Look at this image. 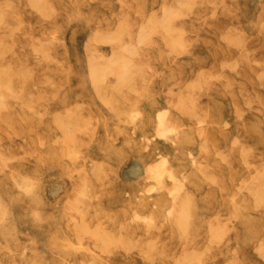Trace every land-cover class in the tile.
I'll use <instances>...</instances> for the list:
<instances>
[{"label":"rangeland","instance_id":"1","mask_svg":"<svg viewBox=\"0 0 264 264\" xmlns=\"http://www.w3.org/2000/svg\"><path fill=\"white\" fill-rule=\"evenodd\" d=\"M172 1L0 0V264H264V0Z\"/></svg>","mask_w":264,"mask_h":264},{"label":"bare ground","instance_id":"2","mask_svg":"<svg viewBox=\"0 0 264 264\" xmlns=\"http://www.w3.org/2000/svg\"><path fill=\"white\" fill-rule=\"evenodd\" d=\"M2 1H3V0H2ZM37 1H39V0H37ZM171 1H172V0H171ZM173 1H177V0H173ZM173 1H172V2H173ZM181 1H182V0H181ZM188 1H190V0H187V3H188ZM6 2H7V1H6ZM6 2H5V3H6ZM125 2H126V1H125ZM125 2H124V3H125ZM182 2H183V1H182ZM190 2H191V1H190ZM220 2H221V1H220ZM33 3H34V1H33ZM38 3H39V2H37L36 5H37ZM46 3H47V2H46ZM175 3H176V2H174V4H175ZM184 3H185V2H184ZM187 3H186V5H189V7H192V8H193V6H191L190 4H187ZM217 3H218V1H217ZM7 4H8V3H7ZM41 4H42V3H41ZM43 4H44V3H43ZM174 4H173V5H174ZM178 4H179V3H178ZM212 4H213V2H212ZM215 4H216V3H215ZM14 5H15V4H14ZM193 5H194V3H193ZM5 6H6V5H5ZM8 6H9V5H8ZM38 6H39V7L41 6L40 3H39ZM46 6H47V5H45V6H43V7H46ZM166 6H168V5H166ZM176 6H178L177 3L175 4V7H176ZM182 6H183V4H181V7H182ZM10 7H11V5H10ZM36 7H37V6H36ZM43 7L41 8V11H42V10H43V11H42V12L40 11L42 14H43V12H44V8H43ZM170 7H171V6H170ZM179 7H180V6H178V8H179ZM183 7H185V6H183ZM37 8H38V7H37ZM47 8H48V7H47ZM168 8H169V7H168ZM168 8H166V9H168ZM176 8H177V7H176ZM178 8H177V10H178ZM186 8H188V6H187ZM192 8H191V9H192ZM0 9H1V6H0ZM2 9H3V8H2ZM163 9H165V8H163ZM169 9H171V11L173 12V7L169 8ZM183 9H184V8H183ZM183 9H182V10H183ZM248 9H249V8H248ZM36 10L39 11L38 9H36ZM184 10H187V9H184ZM184 10H183V11H184ZM188 10H189V8H188ZM249 10H250V9H249ZM55 11H56V10H55ZM162 11H163V10H162ZM180 11H181V10H179L178 13H179ZM247 11H248V10H247ZM47 12H48V11H47ZM186 12H187V11H186ZM176 13H177V12H176ZM187 13H188V12H187ZM46 14H47V13H46ZM118 14H120V13H118ZM161 14L163 15V13H161ZM165 14L168 15L167 11H166ZM0 15H1V13H0ZM47 15H48V14H47ZM120 15L122 16V14H120ZM170 15L172 16L171 13H170ZM170 15H169V16H170ZM2 16H3V15H2ZM123 16H124V15H123ZM173 16H174V15H173ZM175 16H176V15H175ZM175 16L172 17L171 20H172L173 18H175ZM177 16H178V15H177ZM183 16H184V15H183ZM3 17H4V16H3ZM151 17L154 18V16H151ZM151 17H149V20L151 19ZM162 17H163V16H162ZM166 17H168V16H166ZM210 17H211V16H210ZM0 18H2V17L0 16ZM146 18H147V22H146V20H145V22L147 23V26L145 27L144 30H142L143 28H141V30H140V27H138V28H139L138 31H139V30H140V31H145V30L147 29V27H148V25H149V23H148L149 20H148V17H146ZM155 19H156V17H155ZM160 19H161V16H160V18H158V20L156 19L155 21L160 22V21H159ZM168 19H170V18H168ZM168 19H167V20H168ZM1 20L3 21L4 18H2ZM164 20H165V19H164ZM2 21H1V22H2ZM172 21H173V20H172ZM3 22H5V20H4ZM122 22H123V21H122ZM145 22H142V23H144V24L146 25ZM150 22H151V20H150ZM168 22H170V21L168 20ZM168 22H167V24L169 25V24L173 23L174 21H173V22H170V23H168ZM19 23H20V22H19ZM155 23H156V22H155ZM263 23H264V22H263ZM3 24H4V23H3ZM3 24L1 23V25H3ZM16 24H17V23H16ZM16 24H15V25H16ZM152 24H153V23H152ZM156 24H157V23H156ZM156 24H154V26H156ZM158 24L160 25V23H158ZM1 25H0V29H1ZM18 25H19V24H18ZM18 25H17V26H18ZM122 25H123V23H122ZM122 25H120V26L122 27ZM142 25H143V24H142ZM145 25H144V26H145ZM172 25H173V26H172ZM231 25H232V24H231ZM17 26H16V27H17ZM123 26H124V25H123ZM149 26H150V25H149ZM152 26H153V25H152ZM152 26H151V29H150V28H149V29H150V30H153V29H154V31H155V27H152ZM157 26H158V25H157ZM161 26H162V25H161ZM170 26H172L173 28H171ZM13 27H14V26H13ZM13 27H12V28H13ZM168 27H170L171 29H170V28L167 29V30L165 29V31H170V30H171L170 32H168V34L170 33V35L173 36L174 33H175V35H176V30L178 29V27H175L174 24H171V25H169ZM174 27L177 28L175 31H174ZM14 28H15V27H14ZM14 28H13V29H14ZM118 28H119V27H118ZM152 28H153V29H152ZM185 28H186V27H185ZM119 29H120V28H119ZM123 29H124V28L122 27V30H123ZM149 29H148V30H149ZM179 29H180V28H179ZM179 29H178V30H179ZM15 30H16V29H15ZM82 30H83V29H82ZM84 30H85V29H84ZM116 30H117V29H116ZM124 30H125V29H124ZM172 30H173V31H172ZM178 30H177V31H178ZM180 30H183V29H180ZM180 30H179V32H180ZM138 31H136L135 35H137ZM154 31H153L152 33H156V32H154ZM165 31H164V32H165ZM173 32H174V33H173ZM2 33H3V32H2ZM10 33H12L11 30H10ZM118 33H119V32H118ZM120 33H121V32H120ZM120 33H119V36H120L121 38L118 36V37L120 38V39H119V38H118V39H119V40H122V37H123V36H121V34H123V33L126 34V32L123 31L121 34H120ZM127 33H128V32H127ZM140 33H141V32L138 33L139 37H140V35H142V33L144 34V32H142L141 34H140ZM148 33H149V31H148ZM148 33H147V34L145 33V34L147 35V37H146V35H145V40H146L147 38H148V40H149V34H148ZM150 33H151V32H150ZM7 34H9L8 32L6 33V36H10V37H11V34H10V35H7ZM102 34H103V33H102ZM131 34H132V33H131ZM159 34H160V32H159ZM165 34H166V33H165ZM177 34H178V33H177ZM184 34H185V33H184ZM100 35H101V34H100ZM113 35H114V34H113ZM126 35H127V34H126ZM166 35H167V34H166ZM12 36H13V34H12ZM101 36H102V35H101ZM114 36H116V35H114ZM124 36H125V35H124ZM150 36H151V35H150ZM177 36H178V35H177ZM182 36H183V35H182ZM153 37H154V36H153ZM163 37H164V36H163ZM2 38H3V37H2ZM2 38H1V39H2ZM52 38H53V37H52ZM88 38H89V37H88ZM123 38H124V37H123ZM135 38H136V37H135ZM137 38H138V37H137ZM161 38H162V37H161ZM166 38H167V37H165L164 39H166ZM171 38H174V40H175V38H176L177 40L181 39V38L178 39V38L175 37V36H173V37H171ZM1 39H0V41H1ZM13 39H14V38H13ZM74 39H75V38H74ZM111 39H112V38H111ZM111 39H110V41H111ZM114 39H115V38H114ZM127 39H128V38H127ZM127 39H125L124 41L126 42ZM168 39H170V38L168 37ZM11 40H12V39H11ZM51 40H52V39H51ZM53 40H54V39H53ZM116 40H117V39H116ZM142 40H144V39H142ZM171 40H172V39H171ZM177 40H176V42H177ZM14 41H15V40H14ZM49 41H50V40H49ZM74 41H75V40H74ZM98 41H100V40H98ZM108 41H109V39H108ZM108 41L106 40V42H108ZM130 41H131V40H130ZM136 41H138V40L136 39ZM136 41H134V42H136ZM165 41H167V40H165ZM238 41H239V40H238V36H237V42H238ZM245 41H246V40H245ZM2 42H3V41H2ZM9 42H11V41L8 40L7 43H9ZM52 42H53V41H52ZM103 42H104V40L102 41V43H103ZM111 42H113V39H112ZM127 42H128V41H127ZM127 42H126V43H127ZM138 42H139V41H138ZM150 42H151V41H150ZM172 42H173V40H172ZM190 42H191V41H190ZM240 42H241V41H240ZM0 43H1V42H0ZM5 43H6V42H5ZM5 43H4V44H5ZM15 43H16V41H15ZM114 43H117V42L115 41ZM121 43H122V42H121ZM126 43H125L124 46H123L124 42L122 43V46H123V47L120 46L121 44L119 45V47H121V48H118V49H121V50H119V51H122V50L125 51V49H122V48H124V47L126 46ZM128 43H129V42H128ZM130 43H131V42H130ZM130 43H129V44H130ZM144 43H145V42H144ZM144 43H142V44H144ZM147 43H148V42H147ZM153 43H154V42H153ZM177 43H178V42H177ZM180 43H181V42L179 41L178 44H176V43H175V44H176V45H179ZM187 43H188V42H187ZM16 44H17V43H16ZM43 44H44V43H43ZM49 44H50V43H46V45H49ZM77 44H78V43H77ZM112 44H113V43H112ZM129 44H128V46H129ZM134 44H135V46H136V43H134ZM155 44H156V43H155ZM181 44H182V43H181ZM189 44H190V43H189ZM5 45H6V44H5ZM9 45H10V44H8V46H9ZM14 45H15V44H14ZM14 45H13V43H12V46H10V47H12V49H13V46H14ZM39 45H40V44H39ZM54 45H55V44H54ZM131 45H133V43H131ZM156 45H157V44H156ZM169 45H170V41H169L168 46H169ZM172 45H174V43H173ZM238 45H239V43H238ZM0 46L3 47V45H1V44H0ZM8 46H6V47H8ZM115 46H116V45H115ZM128 46H126V47H128ZM133 46H134V45H133ZM143 46H144V45H143ZM143 46H142V47H143ZM236 46H237V45H236ZM6 47H5V48H6ZM111 47L113 48L114 45H113V46L111 45ZM170 47H171V49H172V46H170ZM175 47H178V46H175ZM184 47H185V46H184ZM5 48L3 47V50H4ZM51 48H52V47H51ZM53 48H54V47H53ZM114 48H115V47H114ZM114 48H113V49H114ZM116 48H117V47H116ZM116 48H115V49H116ZM136 48H137V47H136ZM6 49H7V50H6ZM6 49H5L6 51L10 50L9 48H6ZM35 49H36V47H34V50H35ZM113 49H111V50H113ZM115 49H114V52L116 51ZM127 49L129 50V48H127ZM130 49H131V51H132V48H130ZM137 49H138V48H137ZM174 49H176V48H174ZM177 49H179V47H178ZM181 49H182V48H181ZM1 50H2V49H1ZM36 50L41 52V50H38V49H36ZM36 50H35V51H36ZM51 50H52V49H51ZM57 50H58V47H57ZM128 50H126V51H128ZM13 51L15 52L16 50L14 49ZM45 51H46V50H45ZM45 51L41 52L42 55H45V53H44ZM81 51H82V50H81ZM126 51H125V52H126ZM176 51H177V50H176ZM176 51H175V52H176ZM180 51H181V50H180ZM14 52H13V53H14ZM116 52H117V54H118V51H116ZM128 52H130V51H128ZM135 52L137 53V51H135ZM135 52H134V53H135ZM6 53H8V52H6ZM16 53H17V52H16ZM47 53H50V52L47 51ZM112 53H113V52H112ZM136 53H135V54H136ZM3 54H4V53H3ZM110 54H111V53H110ZM119 54H120V53H119ZM122 54H123V53H122ZM125 54H127L126 56H127L128 59H129V56H128L129 54H128L127 52H126ZM149 54H150V53H149ZM1 55H2V54H1ZM1 55H0V56H1ZM102 55L104 56V54H102ZM112 55H113V54H112ZM131 55H132V54H131ZM133 55H134V54H133ZM137 55H138V54H137ZM139 55H140V54H139ZM142 55H145V54H142ZM5 56H6V54H5ZM86 56H87V55H86ZM113 56H114V55H113ZM126 56H124V59H125ZM145 56H146V55H145ZM149 56H150V55H148L147 57H149ZM82 57H83V56H82ZM92 57H93V56H92ZM108 57H109V55H108ZM117 57H120V55H118ZM0 58H1V57H0ZM11 58H12V57H11ZM17 58H18V57H17ZM25 58H26V56H25ZM27 58H28V57H27ZM83 58H84V57H83ZM101 58H103V57H101ZM150 58H152V57L150 56ZM150 58H149V59H150ZM8 59H9V57H8ZM19 59H20V57H19ZM45 59H46V57H45ZM118 59H122V60H123V58H121V57H120V58H117V60H118ZM131 59H132V58H131ZM149 59H148V60L146 59V61H150ZM3 60H4V57H3ZM3 60H2V58H1V59H0V62L3 61ZM28 60H29V59H28ZM42 60H43V59H42ZM104 60L107 61V62H109V61L106 60V59H104ZM104 60H103V61H104ZM20 61H22V60H20ZM24 61H25V60H24ZM93 61H95V60H93ZM93 61H92V62H93ZM110 61H111V60H110ZM123 61H124V60H123ZM132 61H133V60H132ZM220 61H221V60H220ZM3 62H4V61H3ZM3 62H1L2 66H3V65L6 66L7 64H4V63H5V62L9 63L10 60H9V62H8V60L5 61L4 63H3ZM96 62H97V61H96ZM107 62H106V64H107ZM119 62H120V61H119ZM126 62H127V61L125 60V63H126ZM134 62H135V61H134ZM11 63H12V62H10V66H8L9 68L12 66ZM24 63L26 64V61H25ZM109 63H110V62H109ZM121 63H122V62H120V65L122 66L121 69H123V67H124L126 64L124 63V66H123ZM128 63H130V60L128 61ZM138 63H140V62H138ZM141 63H142V62H141ZM144 63H145V61H144ZM231 63H232V62H231ZM258 63H259V62H258ZM12 64L15 65V62L12 63ZM38 64H39V63H38ZM98 64H99V63H98ZM103 64H104V63H103ZM116 64H117V63H116ZM118 64H119V63H118ZM118 64H117V65H118ZM135 64H136V63H135ZM135 64H134V65H135ZM145 64H146V63H145ZM145 64H141V65L139 64V65L142 66V67L139 66L140 69H138V70L142 71V70H143V65H145ZM236 64H237V63H236ZM236 64H234V65H236ZM28 65H29V64H28ZM117 65L113 64V66H116V67H117ZM131 65H132V63H131ZM131 65H130V66H131ZM137 65H138V64H137ZM146 65H147V64H146ZM228 65H229V63H228ZM2 66H0V67H2ZM24 66H25V65H23L22 67L25 68L26 66H25V67H24ZM30 66H31V65H30ZM30 66H29V67L27 66V67H28L27 70H30V69H31ZM107 66H109V65L107 64ZM111 66H112V64L110 65V67H111ZM121 66H119V67H121ZM132 66H133V65H132ZM132 66H131V67H132ZM147 66H149V65H147ZM226 66H227V65H226ZM6 67H7V66H6ZM22 67H21V68H22ZM99 67H100V66H99ZM99 67H98V68H99ZM116 67H115V68H116ZM136 67H138V66H136ZM223 67H224V66H223ZM234 67H235V66H234ZM4 68H5V67H4ZM9 68H8V69H4V70H7V73H8ZM11 68H12V67H11ZM17 68L20 69L18 66H17ZM17 68H15L16 70H15V69H14V70H13V69H10V70H12V71H17ZM29 68H30V69H29ZM98 68H97V69H98ZM100 68H102V67H100ZM100 68H99V69H100ZM103 68H104V67H103ZM133 68H135V67H133ZM141 68H142V69H141ZM162 68H163V67H162ZM25 69H26V68H25ZM34 69H36V68H34ZM88 69H89V68H88ZM99 69H98V71H101V70H99ZM124 69H125V67H124ZM136 69H137V68H136ZM136 69H135L134 71H136ZM149 69H150V68H149ZM4 70H2V71H3L4 74H6V72H4ZM37 70H39V69H37ZM125 70H126V69H125ZM150 70H151V69H150ZM154 70H155V69H154ZM31 71H32V70H31ZM33 71H34V70H33ZM128 71H129V73H130V69H129ZM132 71H133V70H132ZM140 71H139V72H140ZM18 72H19V70H18ZM18 72H17V73H18ZM21 72H23V71H21ZM25 72H26V71H25ZM101 72H102V74H103V70H102ZM105 72H106V71H105ZM123 72H124V70H123ZM123 72H122V73H123ZM148 72H149V71H148ZM201 72H202V71H201ZM3 73H1V75H2ZM9 73H10V71H9ZM9 73H8V74H9ZM28 73H29V72H28ZM43 73H44V72H43ZM109 73L112 75V72L109 71ZM113 73H115V72H113ZM116 73H117V72H116ZM129 73H128V75H129ZM132 73H133V72H132ZM132 73H130V75H131ZM149 73H150V72H149ZM149 73H148V75H149ZM151 73L153 74V71H151ZM158 73H159V71H158ZM13 74L15 75V73H13ZM13 74H11V75L9 74V76H13ZM30 74H32V73L30 72ZM33 74H36V73L34 72ZM102 74H101V75H102ZM106 74H107V73H105V75H106ZM125 74H126V73H123L124 76H125ZM134 74L136 75V74H139V73H135V72H134ZM26 75L28 76L27 72H26ZM101 75H100V77H101ZM105 75H104V76H105ZM108 75H109V74H108ZM116 75H119V76H120V75H122V74H116ZM130 75H129V76H130ZM135 75H133V76H135ZM3 76H4V75H3ZM3 76H1V77H3ZM7 76H8V75H7ZM27 76H26V77H27ZM30 76H31V75H30ZM30 76H28V77H30ZM32 76H34V75H32ZM32 76H31V77H32ZM43 76H44V75H43ZM106 76H107V75H106ZM106 76H105V77H106ZM150 76H151V74H150ZM150 76H149V77H150ZM262 76H263V75H262ZM4 77H5L6 79H8V77H6V76H4ZM105 77H104V78H105ZM117 77H118V76H117ZM121 77H123V76H120V79H122ZM5 78H4V79H5ZM9 78H10V77H9ZM12 78H13V84H15V83H14V80H15V79H14V77H12ZM49 78H50V77H49ZM104 78L101 77V78H100L101 81H102V79H104ZM132 78H133V77H132ZM4 79H3V80H4ZM30 79H31V78H30ZM34 79H35V76H34L33 80H34ZM100 79H99V80H100ZM130 79H131V78H130ZM147 79H148V78H147ZM1 80H2V79H1ZM10 80H11V78H10ZM21 80H22V79H21ZM24 80H25V79H24ZM26 80H27V79H26ZM26 80H25V82H27ZM99 80H98V82H99ZM104 80H105V79H104ZM124 80H126V79H124ZM132 80L134 81V79H132ZM7 81H8V80H7ZM7 81H5V82L7 83ZM34 81H35V80H34ZM116 81H117V80H116ZM116 81H115V82H116ZM120 81H121V80H120ZM120 81H119V82H120ZM263 81H264V78H263ZM3 82H4V81H3ZM5 82H4V83H5ZM21 82H23V80H22ZM35 82H36V81H35ZM119 82H118V83H119ZM146 82H147V81H146ZM194 82H196V80H195ZM259 82H261V81H259ZM4 83H2V85H3ZM6 83H5V84H6ZM9 83H10V82H9ZM32 83H33V82H32ZM0 84H1V83H0ZM23 84H24V83H23ZM25 84H26V83H25ZM121 84H122V83H121ZM26 85H27V84H26ZM32 85H33V84H32ZM60 85H61V84H60ZM64 85H65V83H64ZM114 85H115V84H114ZM118 85H119V84H118ZM261 85H263L262 82H261ZM6 86H7V84H6ZM10 86L12 87L11 84H10ZM10 86H9V88H10ZM22 86H23V85H21V89H23ZM123 86H124V85H123ZM125 86H126V85H125ZM127 86H128V85H127ZM132 86H133V85H132ZM171 86H173V85H171ZM190 86H191V85H190ZM193 86H195V85H193ZM196 86H197V84H196ZM0 87H1V86H0ZM13 87H14V86H13ZM58 87H59V86H58ZM115 87H116V86H115ZM119 87H120V85H119ZM128 87H129V86H128ZM134 87H136V86L134 85ZM134 87H133V88H134ZM188 87H189V86H188ZM204 87H205V86H204ZM9 88L7 87V90H9ZM117 88H118V86H117ZM117 88H116V89H117ZM172 88H174V87H172ZM172 88H170V89H172ZM11 89H12V88H11ZM21 89L19 88V93H20V90H21ZM24 89H26L25 86H24ZM177 89H178V87H177ZM194 89H196V88H194ZM194 89H193V90H194ZM96 90H97V89H96ZM130 90H131V89H130ZM135 90H136V89H135ZM137 90H138V89H137ZM0 91H1V90H0ZM3 91L5 92V90H3ZM11 91H12V90H11ZM13 91H14V90H13ZM132 91H133V90H132ZM162 91H163V90H162ZM167 91H168V89H167ZM170 91H171V90H170ZM194 91H195V90H194ZM1 92H2V91H1ZM4 92H3V94H4ZM7 92H8V91H6L5 93L8 94ZM16 92H17V91H16ZM120 92H121V91H120ZM135 92H136L137 94L139 93V91H138V92L135 91ZM173 92H175V91H173ZM21 93H23V92H21ZM30 93H31V92H30ZM105 93H106V92H105ZM166 93H167V92H166ZM140 94H141V92H140ZM143 94H144V93H143ZM195 94H196V91H195ZM197 94H198V93H197ZM19 95H20V94H19ZM19 95H18V96H19ZM22 95H23V94H21V96H22ZM25 95H26V94H25ZM30 95H32V93H31ZM102 95H103V94H102ZM138 95H139V94H138ZM144 95H145V94H144ZM192 95H193V94H192ZM252 95H253V94H252ZM2 96H3V95H2ZM189 96H190V95H189ZM6 97H7V98L10 97V95H9V96H6ZM24 97H25V96H24ZM97 97H98V96H97ZM253 97H254V96H253ZM3 98H5V97L3 96ZM3 98H2V99H3ZM18 98H19V97H18ZM22 98H23V96H22ZM183 98H184V97H183ZM2 99H1V100H2ZM8 99H9V98H8ZM12 99H13V98H12ZM20 99H21V98H20ZM135 99H136V98H135ZM26 100H27V99H26ZM2 101H3V100H2ZM6 101H8V100H6ZM181 101H182V100H181ZM191 101H192V100H191ZM3 102H4V101H3ZM3 102H1V103H3ZM22 102H23V101H21V103H22ZM35 102H36V101H35ZM190 103H191V102H190ZM5 104H6V103H5ZM193 104H194V102L192 103V105H193ZM3 105H4V104H3ZM6 105H7V104H6ZM176 105L178 106V104H176ZM176 105H175V106H176ZM1 106H2V105H1ZM1 106H0V107H1ZM2 107H3V106H2ZM2 107H1V108H2ZM109 108H110V107H109ZM109 108H108V109H109ZM181 108H182V107H181ZM7 110H8V109H7ZM69 110H70V109H69ZM134 110H135V109H134ZM137 110H138V109H137ZM121 111H122V110H121ZM167 111H168V110H167ZM42 112L44 113V111H42ZM54 112H55V111H54ZM67 112H68V110H67ZM77 112H78V111H77ZM122 112H123V111H122ZM126 112H127V111H126ZM128 112H129V111H128ZM162 112H163V111H162ZM8 113H9V112H8ZM10 113H11V112H10ZM36 113H37V112H36ZM39 113H41V111H39ZM68 113H69V112H68ZM131 113H132V112H131ZM6 114H7V112H6ZM126 114H127V113H126ZM164 114H165V112L163 113V116H164ZM190 114H191V113H190ZM239 114H240V113H239ZM9 115H10V114H9ZM12 115H13V114H12ZM132 115H134V114H132ZM165 115H166V114H165ZM195 115H196V116H195ZM195 115L193 114L194 117H197V114H195ZM198 115H199V114H198ZM5 116H6V115H5ZM10 117H11V116H10ZM56 117H57V116H56ZM56 117H55V118H56ZM125 117H126V116H125ZM130 117H132V116H130ZM160 117H161V116H160ZM3 118H4V117H3ZM3 118H2V119H3ZM58 118H59V116H58ZM126 118H127V117H126ZM161 118H162V117H161ZM61 119H62V118H61ZM81 119H82V118H81ZM133 119H134V118H133ZM138 119H139V118H138ZM138 119H134V120H138ZM163 119H164V118H163ZM166 119H167V118H165V120H166ZM197 119H198V118H197ZM5 120H6V119H5ZM59 120H60V118H59ZM65 120H66V119H65ZM96 120H97V119H96ZM124 120H125V119H124ZM124 120H122V121H124ZM199 120H200V119H199ZM6 121H7V120H6ZM128 121H129V120H128ZM171 121H173V120H171ZM201 121H202V120H201ZM65 122H66V121H65ZM93 122H94V121H93ZM132 122H133V121H132ZM163 122H166V121H163ZM7 123H8V122H7ZM121 123H123V122H121ZM126 123H127V122H126ZM135 123H136V122H135ZM166 123H167V122H166ZM9 124H10V123H9ZM9 124H8V125H9ZM40 124H41V123H40ZM73 124H74V123H73ZM117 124H119V123H117ZM124 124H125V123H124ZM66 126H67V124H66ZM170 126H171V125H170ZM114 127H115V125H114ZM117 127H119V126H117ZM172 127H173V126H172ZM12 128H13V127H12ZM12 128H11V129H12ZM15 128H16V127H15ZM69 128H71V126H69ZM175 129H176V128H175ZM12 130L15 132V130H17V129H15V130L12 129ZM31 130H32V127H31ZM71 130H72V129H71ZM92 130H93V129H92ZM117 130H118V129H117ZM114 131H115V130H114ZM60 132H61V131H60ZM60 132H59V133H60ZM62 132H63V131H62ZM112 132H113V130H112ZM112 132H111V133H112ZM118 132H119V131H118ZM9 133H10V132H9ZM68 133H69V132H68ZM14 134H15V133H14ZM17 134H18V132H17ZM64 134H65V133H64ZM111 135H112V134H111ZM117 135H118V134H117ZM117 135H115V136H117ZM16 136H17V135H16ZM58 136H60V135H58ZM62 137H63V136H62ZM70 137H71V136H70ZM238 137H239V136H238ZM113 138H114V137H113ZM115 138H116V137H115ZM115 138H114V139H115ZM173 138H174V136H173ZM173 138L171 137V140H173ZM234 138H235V137H234ZM119 139H120V138H119ZM117 140H118V139H117ZM199 141H200V140H199ZM70 142H71V141H70ZM174 142H175V140H174ZM200 143H201V141H200ZM36 150H37V149H36ZM217 152H218V151H217ZM32 153H33V152H32ZM69 155H70V154H69ZM219 155H220V154H219ZM222 155H223V154H222ZM11 156H13V155H11ZM13 157H14V156H13ZM35 157H36V156H35ZM7 159H8V158H7ZM35 159H36V158H35ZM90 162H91V161H89V163H90ZM156 162H157V161H156ZM90 164H91V163H90ZM92 164H93V162H92ZM92 164H91V166H92ZM95 164H96V162H95ZM101 164H102V162H101ZM157 164H158V163H157ZM174 165H175V164H174ZM89 166H90V165H89ZM159 166H160V165H159ZM104 167H105V166H104ZM172 167H174V166H172ZM102 169H103V168H102ZM263 169H264V168H263ZM104 170H106V169H104ZM104 172H105V171H104ZM154 172H155V171H154ZM100 174H103V173H100ZM150 175H151V174H150ZM170 175H171V174H170ZM263 175H264V174H263ZM30 176H31V175H30ZM151 176H152V175H151ZM160 178H161V177H160ZM158 180H160V179H158ZM263 180H264V179H263ZM177 184H178V183H177ZM177 184H176V185H177ZM182 184H183V182H182ZM173 185H174V184H173ZM173 185H172V188H173ZM179 185H180V187L182 186L181 184H179ZM183 186H184V185H183ZM263 186H264V185H263ZM174 187H175V186H174ZM178 187H179V186H178ZM185 187H186V185H185ZM165 188H166V187H165ZM176 188H177V186H176ZM176 188H173L174 191H175ZM182 188H183V187H181V189H182ZM168 189H169V188H168ZM170 189H171V188H170ZM178 189H179V188H178ZM181 189H180V190H181ZM180 190H179V191H180ZM7 191H8V190H7ZM254 191H255V190H254ZM177 192H178V191H177ZM177 192H175V193L177 194L176 197H177V196L179 197L180 195H178ZM257 192H258V191H257ZM259 196H260V195H259ZM74 197H75V196H74ZM178 197H177V198H178ZM262 198H263V197H262ZM174 199H175V196H174ZM174 199H173V201H174ZM49 200H50V199H49ZM89 203H90V202H89ZM171 206H172V205H171ZM171 206H170V207H171ZM172 207L174 208V205H173ZM58 208H59V207H58ZM173 208L171 209V211L173 210ZM135 212H136V211H135ZM134 214H135V213H134ZM145 215H146V214H145ZM170 215H171V214H170ZM139 216H140V215L137 214L136 217H138V219H140ZM134 217H135V215H134ZM134 217H133V218H134ZM136 217H135V218H136ZM140 217H142V216H140ZM135 218H134V220H135ZM132 220H133V219H132ZM145 220H146V218H145ZM150 220H151V219H150ZM125 221H126V220H125ZM145 222H146V221H145ZM129 223H130V222H129ZM150 223H151V222H150ZM151 224H152V223H151ZM147 228H150V227H147ZM221 228H222V227H221ZM219 230H220V229H219ZM147 231H148V230H147ZM214 232H215V231H214ZM111 234H112V233H111ZM213 234H214V233H213ZM218 238H219V237H218ZM106 239H107V238H106ZM128 239H130V238H128ZM128 239H126V240H128ZM136 239H137V238H136ZM149 239H150V238H149ZM154 239H155V238H154ZM132 240H133V239H132ZM137 240H138V239H137ZM146 240H147V239H146ZM211 240H212V239H211ZM122 241H123V240H122ZM124 241H125V240H124ZM124 241H123L122 243H125V242H126V241H125V242H124ZM149 241H150V240H149ZM149 241H147V242H149ZM212 241H213V240H212ZM216 241H217V240H216ZM111 242H112V241H111ZM128 242H129V241H128ZM219 242H220V241H219ZM115 243H116V242H115ZM126 243H127V242H126ZM130 243H131V242H129V244H130ZM135 243H136V242H135ZM212 243H213V242H212ZM6 244H7V243H6ZM142 244H143V243H142ZM149 244H150V242H149ZM149 244H148V245H149ZM210 244H211V243H210ZM115 245H116V244H115ZM115 245H114V247L117 248L118 244H117L116 246H115ZM5 246H6V245H5ZM109 246H110V245H108V248L110 249ZM127 246H128V243H127ZM149 246H150V245H149ZM261 246H262V245H258V247H257V249H256V250L258 251V253L262 250V248H260ZM79 247H80V246H79ZM112 247H113V246L111 245V248H112ZM130 247H131V245H130ZM132 247H133V246H132ZM132 247H131V248H132ZM136 247H137V246H136ZM139 247H140V246H139ZM18 248H19V247H18ZM26 248H28V247L26 246ZM128 248H129V247H128ZM140 248H141V247H140ZM151 248H152V247H151ZM151 248H150V249H151ZM258 248H260L261 250L258 249ZM263 248H264V246H263ZM141 249H142V248H141ZM147 249H149V248H147ZM207 249H208V248H207ZM142 250H143V249H142ZM145 250H146V249H145ZM182 250H183V249H182ZM208 250H209V249H208ZM253 250H254V249H253ZM263 250H264V249H263ZM263 250H262V252L259 253L260 255H261V253H262V255H263V253H264ZM23 251H24V250H23ZM23 251H22V252H23ZM22 252H21V254H23ZM25 252H26V251H25ZM110 252L112 253V250H111V251L109 250V253H110ZM144 252H146V251H144ZM148 252H149V251H148ZM148 252H147V253H148ZM189 252H190V250H189ZM147 253H146V254H147ZM150 253H152L151 250H150ZM150 253H149V254H150ZM187 253H188V252H187ZM190 253H191V252H190ZM192 253H193V251H192ZM195 253H197V252H195ZM234 253H236V252H234ZM24 254H25V253H24ZM24 254H23V255H24ZM184 254H186V253H184ZM184 254H183V255H184ZM151 255H152V254H151ZM151 255H150V256H151ZM190 255H192V254H190ZM190 255H188V256H190ZM196 255H198V254H196ZM142 256H143V255H142ZM146 256H148V255H146ZM184 256H185V255H184ZM186 256H187V254H186ZM188 256L185 257V258L189 259L190 257H192V256H190V257L188 258ZM152 257H153V259H154V256H153V255H152ZM262 257H264V256H262ZM145 258H146V257H145ZM148 258H149V257H148ZM180 258H181V257H180ZM195 258H197V257L195 256ZM199 258H200V257H199ZM150 259L152 260V258H150ZM180 261L183 262L184 260L181 259ZM152 263H153V262H152ZM88 264H89V263H88ZM225 264H226V263H225Z\"/></svg>","mask_w":264,"mask_h":264}]
</instances>
